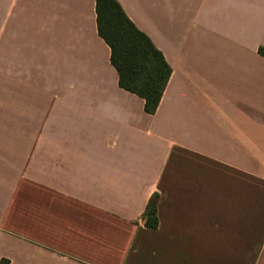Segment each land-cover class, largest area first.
I'll return each mask as SVG.
<instances>
[{
  "label": "crops",
  "instance_id": "0c3cea01",
  "mask_svg": "<svg viewBox=\"0 0 264 264\" xmlns=\"http://www.w3.org/2000/svg\"><path fill=\"white\" fill-rule=\"evenodd\" d=\"M116 1L171 70L151 115L95 0H0V260L264 264V0Z\"/></svg>",
  "mask_w": 264,
  "mask_h": 264
},
{
  "label": "trees",
  "instance_id": "16d2710c",
  "mask_svg": "<svg viewBox=\"0 0 264 264\" xmlns=\"http://www.w3.org/2000/svg\"><path fill=\"white\" fill-rule=\"evenodd\" d=\"M96 28L110 51V63L118 86L144 101V111L153 114L170 76V67L150 38L126 16L116 0H95ZM264 56V48L259 49ZM155 202L148 206L145 226L157 227ZM0 264H9L2 258Z\"/></svg>",
  "mask_w": 264,
  "mask_h": 264
}]
</instances>
